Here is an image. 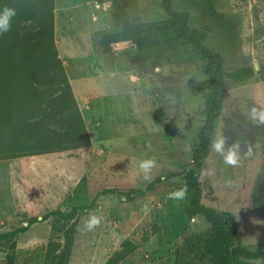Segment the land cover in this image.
I'll return each instance as SVG.
<instances>
[{
	"label": "rangeland",
	"instance_id": "rangeland-1",
	"mask_svg": "<svg viewBox=\"0 0 264 264\" xmlns=\"http://www.w3.org/2000/svg\"><path fill=\"white\" fill-rule=\"evenodd\" d=\"M216 21L202 0H171L175 13L187 12L190 28L204 32V45L219 53L229 74L221 114L210 135L198 185L201 204L236 220L235 242L264 251V214L252 197L264 179V124L251 109L264 111V0H212ZM124 13L134 35L145 39L138 50L122 39L115 51L100 45L105 33L122 30L113 19ZM53 40L68 86L77 103L91 146L0 161V233L18 236L15 264H43L51 218L60 210L84 208L68 264H104L127 252L118 264H174L183 232L206 229L188 220L182 201L168 194L185 186L173 176L190 164L203 126L209 93L205 59L185 41L160 0H53ZM225 141L236 165L211 143ZM157 162L150 179L139 162ZM102 217L88 231L89 215ZM37 222L28 226L30 219ZM0 252V264L4 263ZM206 264H212L207 262ZM248 264H261L260 261Z\"/></svg>",
	"mask_w": 264,
	"mask_h": 264
},
{
	"label": "trees",
	"instance_id": "trees-1",
	"mask_svg": "<svg viewBox=\"0 0 264 264\" xmlns=\"http://www.w3.org/2000/svg\"><path fill=\"white\" fill-rule=\"evenodd\" d=\"M166 16L177 23L182 38L205 59L204 73L209 93L204 103L205 119L198 132V145L191 162L173 176H183L189 191L184 211L189 221L199 218L206 224L204 231L183 232L175 250L174 264H264V251H249L235 242L237 223L233 215L217 212L201 204L198 185L202 161L210 150V135L221 114L225 81L238 80L244 73L229 74L225 60L204 45L205 34L190 28L187 12L175 13L171 0H160ZM53 0H0V10L7 6L16 10L11 31L0 36V161L40 156L83 149L91 146L75 98L58 59L52 29ZM207 14L216 21L219 14L212 0H202ZM120 32L103 34L99 41L105 51H115L122 39L139 51L145 39L134 35L124 13H114ZM264 73V66L260 74ZM253 204L264 214V179L252 197ZM84 208L69 212L60 210L44 215L50 221V236L43 264H68L76 233V218ZM37 222L32 218L28 226ZM24 229L0 233L3 264H15L18 236ZM127 255L114 253L104 264H118Z\"/></svg>",
	"mask_w": 264,
	"mask_h": 264
},
{
	"label": "clouds",
	"instance_id": "clouds-1",
	"mask_svg": "<svg viewBox=\"0 0 264 264\" xmlns=\"http://www.w3.org/2000/svg\"><path fill=\"white\" fill-rule=\"evenodd\" d=\"M16 16V10L7 6L0 10V36L6 35L11 31V21ZM251 119L259 121L260 124H264V111L257 110L255 107L251 109ZM225 141L223 138H218L211 143V147L218 153L224 155ZM225 163L229 165H236L239 157L233 149H229L227 154L224 155ZM156 160L154 158L144 159L139 162V170L143 174L144 178L150 179L152 169L156 167ZM187 186L176 189L168 194V199L173 201H182L187 198ZM102 223V217L98 215L90 214L85 222V228L88 231H92L100 227Z\"/></svg>",
	"mask_w": 264,
	"mask_h": 264
}]
</instances>
